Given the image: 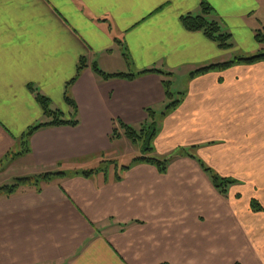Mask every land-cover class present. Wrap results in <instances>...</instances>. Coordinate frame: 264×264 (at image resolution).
<instances>
[{
    "label": "crops",
    "instance_id": "1",
    "mask_svg": "<svg viewBox=\"0 0 264 264\" xmlns=\"http://www.w3.org/2000/svg\"><path fill=\"white\" fill-rule=\"evenodd\" d=\"M262 1L0 0L1 187L66 175L0 195V264H264V245L246 224L264 217L252 210L254 201L264 209V61L187 76L263 51L253 25ZM202 2L232 50L183 26V16H203ZM94 67L136 77L103 79ZM153 69L172 73L186 92L164 117L166 77L137 76ZM31 87L53 109L66 106L64 120L72 119L69 88L79 125L39 129L21 146L31 128L51 121ZM117 120L134 129L156 122L153 157L169 161L165 174L119 165L122 151L141 149L123 134L111 139ZM198 161L235 182L228 197ZM99 167L106 177L78 174Z\"/></svg>",
    "mask_w": 264,
    "mask_h": 264
},
{
    "label": "trees",
    "instance_id": "2",
    "mask_svg": "<svg viewBox=\"0 0 264 264\" xmlns=\"http://www.w3.org/2000/svg\"><path fill=\"white\" fill-rule=\"evenodd\" d=\"M202 8V14L203 16H183L181 21L183 26L185 27L186 30L190 32H203L207 38H209L211 41L215 42L221 50L224 51H230L233 49L232 43H231V37L229 34H226L221 26L213 20H208L207 16L209 14L213 13V8L206 2H202L201 4ZM256 41L258 44L264 45V33L263 32H257L256 34ZM125 57L127 59L128 55L125 54ZM128 60V59H127ZM259 61H264V50L260 51L256 55L252 56H246V57H237L231 61L225 62V63H213L211 65L202 67L201 69L193 72L190 75V79L193 80L199 76H203L206 74H209L211 72H220L227 70L229 68H232L237 65H252L254 63H257ZM86 63L85 61H81L78 73L75 76L74 80L72 81L71 85L79 78L82 70L85 68ZM95 73L100 76L103 79H111V78H123V79H129L132 80L136 76L135 75H118V76H108L104 72L100 71L98 68L94 67ZM147 74H160L166 78L167 80H163V86L165 89V95L167 98V105L165 108V112L162 113L160 116H166L167 114L173 112L181 103V100L178 101H173V98L175 97V92L173 91V82H172V73L168 72H163V71H157L155 69L153 70H147L144 71L139 75H147ZM70 85V86H71ZM69 86V87H70ZM31 91L35 94L36 99L38 103L40 104L44 115L49 118L51 121L49 123L45 124H40L37 125L33 128H31L27 134L24 135L23 140H21V146L26 147L28 143L30 142V138L33 136V134L38 131L39 129L46 128V127H77L79 125V120H78V107L76 103L73 101V99L69 96V88H66V93H65V103L66 105L71 109V114H72V119L71 120H64L63 119V113L61 111H55L52 108V102L49 98L46 96H43L39 92H37L36 89L31 87ZM179 94V93H178ZM186 96V92L180 93V97L184 100V97ZM149 114V117L152 120H156L157 114L153 111H147ZM124 135L133 145L141 149V155L137 157L136 159L133 160V163L130 165L132 166L133 164H148L152 166L158 167L160 172L162 174L166 173V168L169 164V161H161L155 157L154 155V149H153V141L156 138L157 135V127H156V122H147L143 125L141 129H134L130 126H127L124 124L121 120H117V123L114 124L113 128V133H112V140L118 139L121 137V135ZM10 161H13L17 156H15V153H10L9 157ZM191 156V155H187ZM6 160H8V158ZM194 158V157H193ZM116 163V162H115ZM114 162H111V164H115ZM198 163L201 165V167L205 170V172L210 176L213 185L215 186L216 190L221 194V195H226L228 186L234 185L235 182L232 180L228 179H223L220 176L216 175L213 170L207 168L205 166V163L198 161ZM104 163H102L103 165ZM117 164V163H116ZM101 165V166H102ZM117 167V165H116ZM129 167V166H128ZM125 167L121 168V171H126ZM99 173H104V176L106 177L108 175V170L107 168L99 167V169L95 170H90V171H83L80 174L82 177L90 179L93 176H96ZM75 174V175H78ZM44 177H37L34 179L31 178H20L15 180V184L8 187L4 186L0 188V195H5V196H11L15 194L19 188L23 186H28L30 183H33L35 187H38L42 181L45 182H51L55 180L56 178H61V177H66L65 174L63 173H58V174H46L43 175ZM36 179V182H35ZM107 180V179H106Z\"/></svg>",
    "mask_w": 264,
    "mask_h": 264
},
{
    "label": "rangeland",
    "instance_id": "3",
    "mask_svg": "<svg viewBox=\"0 0 264 264\" xmlns=\"http://www.w3.org/2000/svg\"><path fill=\"white\" fill-rule=\"evenodd\" d=\"M262 10H261V12L259 13V17H258V21H253V25L257 28V29H259V30H263L264 31V18L261 16V13L263 12V10H264V0L262 1ZM264 33V32H263ZM264 46V45H263ZM234 56H235V54H230V55H228L227 56V58H229V59H232V58H234ZM192 72H194V70L192 71V70H190V71H187V76L189 75H191L192 74ZM168 78H166V80H167ZM173 82H174V84L176 83V85H174V90H176V92H178V93H180V92H182V90L181 89H179L178 90V88H179V86L178 85H181V83H182V80H178V78L177 77H173L172 79H171ZM178 93H176L175 94V97H174V101H176L177 100V97L179 98L180 97V95H178ZM65 109H66V106H64V108L63 109H60L57 105L54 107V110L56 111H58V110H60V111H62V113H64V115H65V118H68V115H66V113H65ZM162 110H164V108L162 109ZM159 114H161V113H159ZM143 126H141V127H139L140 129L142 128ZM124 151H122V153H120L119 155H118V157H116V160H118V163H119V165L120 166H130L132 163H133V160L134 159H136L137 157H139L140 155H141V153H137L136 155H134V154H131L130 155V153H127V152H124ZM116 162V161H115ZM117 163V162H116ZM117 163V164H118ZM77 164H79V162H77ZM104 166H106V164H104ZM92 170V169H91ZM85 171H90V170H85ZM215 173V172H214ZM216 175H218L217 173H215ZM219 176V175H218ZM15 177H10V179H7V180H5V181H9V182H12V180H15L14 179ZM4 182V181H3ZM35 182H36V179H35ZM3 184H5V183H0V187L1 186H3ZM15 183L13 182L12 184H9V187L10 186H12V185H14ZM234 185H231V186H228L227 188H228V190H227V194L226 195H221L222 197H228L229 196V191H230V189H231V187H233ZM22 188V187H21ZM20 189V188H19ZM18 189V191L17 192H19L20 190ZM252 210H253V212H255V213H260V212H264L263 210V207L262 206H260L259 204H257V202L256 201H254L253 202V206H252ZM245 222V221H244ZM243 222V223H244ZM246 224L248 225V227H249V229H252V230H255V231H257L258 233H257V235H256V238L254 237V241H255V243L257 244V243H263V245H264V217H260V218H256V219H248V221H246ZM232 230H237L238 228H237V224L234 222V223H232V228H231ZM258 245V244H257Z\"/></svg>",
    "mask_w": 264,
    "mask_h": 264
}]
</instances>
